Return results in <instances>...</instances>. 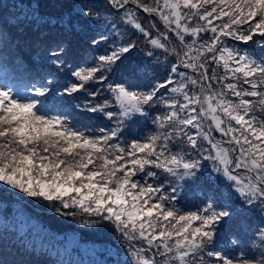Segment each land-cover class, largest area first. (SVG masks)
<instances>
[{
	"label": "snow or ice",
	"instance_id": "snow-or-ice-1",
	"mask_svg": "<svg viewBox=\"0 0 264 264\" xmlns=\"http://www.w3.org/2000/svg\"><path fill=\"white\" fill-rule=\"evenodd\" d=\"M133 2L168 31L150 21L154 35L126 7ZM105 7L124 10L123 23L147 39L152 49L146 60L133 59L137 41L112 35L116 24L89 0H79L66 17L45 22L49 31L40 42L57 71L78 47L102 53L93 57V66L73 71L76 82L65 84L56 99L81 91L96 97L98 90L86 85L107 84L111 100L74 107L103 113L115 128L96 135L50 105L54 76L15 92L4 83L0 182L111 222L129 242L134 264H264V55L257 57L252 48L242 52L224 39L264 48V0H106ZM169 31L178 46L167 43ZM209 32L208 39L201 37ZM157 49L175 59L170 72L179 81L153 75L160 62ZM117 73L120 82H109ZM112 107L116 110H107ZM150 114L154 131L127 146L112 143ZM214 131L222 137L215 139ZM212 173L218 174L214 180ZM201 184L207 185L202 206L178 209L179 194ZM228 225L235 229L227 240L231 249H220V233Z\"/></svg>",
	"mask_w": 264,
	"mask_h": 264
},
{
	"label": "trees",
	"instance_id": "trees-1",
	"mask_svg": "<svg viewBox=\"0 0 264 264\" xmlns=\"http://www.w3.org/2000/svg\"><path fill=\"white\" fill-rule=\"evenodd\" d=\"M31 0H0V67L7 68L13 66L16 71L13 72L18 78L29 76V67L32 70L37 71L40 77H48L52 79L55 77L54 84L58 87V90L53 94L50 99L52 103H55L61 110L69 113V119L74 116L75 120L79 123L76 125L81 128H85L86 131L94 133L96 135L101 134L100 129L105 131L115 128V121L109 120L107 117L97 120L94 124L88 123L83 120L82 117H87L82 110L72 108L63 96L62 99H56V96L62 93V88L65 84L76 82L77 78L72 76V72L77 70L79 67H91L95 64L93 57L102 54L100 51H93L91 48L78 47L76 49V56L74 58L68 59V64L65 68L57 71L51 62L47 59V53L45 46L40 42V37L47 34L49 28L44 27V23L49 19L55 20L58 16L63 14L67 16L69 10L71 9L75 12V8L79 0H38V15L29 16V14L24 13V9L21 4L27 6V2ZM89 2L94 3L98 8H100L102 14L106 17L110 15L115 16V23L118 22V27L125 29V38H132L137 41L138 50L133 53L134 60H146V52L152 49L151 45L147 44V39L138 31L131 28L130 25L123 23L122 15L124 10H116L110 7H105L106 0H89ZM143 2L152 3V0H143ZM128 9L136 12L139 16L141 22L146 28L153 31V34H158L155 28L151 27L149 23L150 20L154 19V14L149 15L143 13L142 10L138 9L136 4L130 3L126 6ZM28 15V16H27ZM39 18V19H37ZM193 26L195 22H192ZM159 28V27H158ZM55 32V28L52 29ZM134 33V34H133ZM115 35V34H112ZM171 35V34H169ZM203 39H208L210 37L209 33H201ZM188 37L186 36V40ZM172 40V39H171ZM172 45H176L175 40H172ZM147 45V47H146ZM178 46V45H177ZM240 47L252 48L254 49L257 57L264 55V48L258 45H245L244 43L238 44ZM156 54L160 56V62L158 70L153 74L159 80L163 81L165 77L170 75V67L172 63H175V59L168 54L161 55L163 50H155ZM31 53V54H30ZM10 55V56H9ZM165 55H167V60H165ZM15 58V59H14ZM22 59V60H21ZM35 62V63H34ZM21 69V70H20ZM180 71H186L189 75L192 74L190 69H181ZM24 71V72H23ZM70 72V73H69ZM12 72L6 71L9 75ZM121 73L110 76L109 82L115 83L120 82ZM94 85V86H93ZM61 86V87H60ZM99 95L105 97V100H111V93L107 91V84H100L98 82H93L90 85H86L89 90H97ZM170 94V90H169ZM78 98V99H77ZM87 98V91H84L81 97L74 96L76 100L75 105H78L80 101H84ZM73 109V110H72ZM107 110L115 111V107ZM160 111H166L163 106H161ZM55 114V113H53ZM259 115V113H258ZM152 114L149 115L148 119L143 118L138 119L136 123L132 124L130 127L124 129L121 136L115 138L112 143H121L127 146V143L132 139H142L150 131H154L156 126L152 124ZM215 139H220L222 134L218 131L213 132ZM226 140L227 137H224ZM204 147L207 148L208 145L204 142ZM175 150V149H174ZM209 167L205 169V176L211 171L212 162H206ZM212 179L218 175L212 173ZM163 179V178H161ZM207 183H212L209 180ZM207 187L206 184H201L200 186H192L186 189L184 192L180 193L179 203L176 207L182 211H196L202 206V201L204 199L203 191ZM15 200V199H14ZM26 204L28 208L38 209L42 214L46 213V210H53L59 214L71 213V211H76L75 207H70L64 209L59 205V202L47 203V206L31 200ZM49 206H51L49 208ZM59 208V211L57 209ZM76 212L77 217H79L78 229L83 238L85 236L89 237V234H93L89 228L86 226V219L97 218L101 223L100 217L94 215H87L78 211ZM50 215V214H48ZM64 215V214H62ZM73 216V215H72ZM106 224L105 228H101L104 236L112 243V254L109 256L111 259H119L120 264H134V260L130 255L129 242L121 235V233L114 227L111 222L103 221ZM112 229L115 235L112 237L106 236L105 232ZM233 225H228L221 230L220 243L218 247L220 249L228 248L231 249V245L227 243L228 238L231 237L234 231ZM109 237V238H108ZM30 239V237H29ZM248 244L252 242L247 241ZM46 245L48 243L42 242ZM41 248V249H40ZM0 264H85L83 261H77V257H70L62 255L58 252L53 251L50 247L39 246L36 242H33V247L29 243L28 239L19 233L13 225L3 222L0 220Z\"/></svg>",
	"mask_w": 264,
	"mask_h": 264
},
{
	"label": "rangeland",
	"instance_id": "rangeland-1",
	"mask_svg": "<svg viewBox=\"0 0 264 264\" xmlns=\"http://www.w3.org/2000/svg\"><path fill=\"white\" fill-rule=\"evenodd\" d=\"M21 6L24 9V13L29 14L30 17L38 15V0H31L27 2V6H24V4H21ZM107 19L110 22L115 23L114 15L108 16ZM224 20L226 21L227 18H224ZM150 21H155L156 27H159L160 31H168L164 28L162 22L155 15L154 19ZM200 23L203 24L204 22L201 21ZM213 23L218 25L222 23V21L214 20ZM115 24L117 31L113 34L119 35L122 39H125L124 36L127 35L125 29L118 27L117 21ZM169 34L171 35H169V42L167 41V43L172 45L171 41L177 40L175 39L174 33L169 31ZM209 35L211 36L213 34L209 32ZM224 39L230 47H237L242 52L247 49L238 46V44L243 42L234 41L230 37H226ZM176 45H179L178 41L176 42ZM169 55L171 54L169 53ZM220 75H223L222 69L220 70ZM169 76L177 81L181 79V77H179L176 73H170ZM54 87L57 91L58 87L55 84ZM94 88L97 89V87ZM97 90L99 91V89ZM83 93L84 91H81L79 93H73L71 96L64 95V97L67 103L72 108H75L74 105L76 100L74 99V96L76 95L77 97H81ZM170 95L173 94L170 93ZM104 100L105 97L102 95L98 94L96 97H92L87 93L86 100L80 101L78 105H83L87 102L90 104V106H95L96 104L103 103ZM75 109L82 110V112L86 114L87 117H82L85 123L88 122L94 124L97 120L106 118L103 113H85L83 108ZM29 199L35 200V202L45 206H47V203H50L43 200L42 198L29 197L19 189H12L10 186L0 182V220L13 225V228H16L19 233H22V235L28 239L32 247L33 242H36L39 246L50 247L53 249V251L62 255L70 257H74L75 255V257H77V261H83L85 264H120L118 258L111 260L108 259L110 254H112V243L104 236V233L101 230V228L106 227V224L103 222V220H101L100 223L97 218L91 217L86 219V226L90 229V231L93 232V234H89V237L85 236V238H83L78 229V221L80 219L76 215V212H82L79 208H76V211H71V213L75 212V215L73 216L71 214L62 215L53 210H46V213L50 215L42 214L38 209H32L26 206L25 203H28L30 201ZM50 207L51 206H49V208ZM105 235L112 237L115 234L112 229H110L109 231L105 232ZM42 242H46L48 244L44 245Z\"/></svg>",
	"mask_w": 264,
	"mask_h": 264
},
{
	"label": "water",
	"instance_id": "water-1",
	"mask_svg": "<svg viewBox=\"0 0 264 264\" xmlns=\"http://www.w3.org/2000/svg\"><path fill=\"white\" fill-rule=\"evenodd\" d=\"M169 42V41H168ZM168 44H170V43H168ZM170 46H172L171 44H170ZM181 69H184L183 67H180ZM191 70V69H190ZM192 71V70H191Z\"/></svg>",
	"mask_w": 264,
	"mask_h": 264
}]
</instances>
